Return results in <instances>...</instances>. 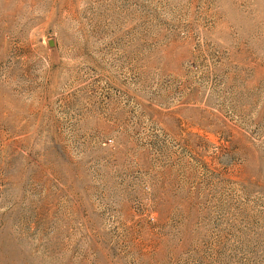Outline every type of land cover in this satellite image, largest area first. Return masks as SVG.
Here are the masks:
<instances>
[{
  "label": "rangeland",
  "instance_id": "rangeland-1",
  "mask_svg": "<svg viewBox=\"0 0 264 264\" xmlns=\"http://www.w3.org/2000/svg\"><path fill=\"white\" fill-rule=\"evenodd\" d=\"M0 264H264V0H0Z\"/></svg>",
  "mask_w": 264,
  "mask_h": 264
},
{
  "label": "water",
  "instance_id": "water-1",
  "mask_svg": "<svg viewBox=\"0 0 264 264\" xmlns=\"http://www.w3.org/2000/svg\"><path fill=\"white\" fill-rule=\"evenodd\" d=\"M53 43H54L53 40H51V41H50V44L52 45Z\"/></svg>",
  "mask_w": 264,
  "mask_h": 264
}]
</instances>
